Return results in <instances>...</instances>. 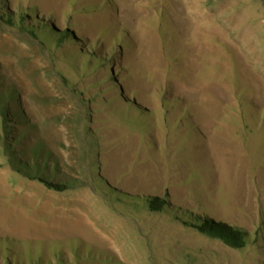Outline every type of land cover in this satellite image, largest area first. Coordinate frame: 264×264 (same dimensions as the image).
<instances>
[{"label":"rangeland","instance_id":"rangeland-1","mask_svg":"<svg viewBox=\"0 0 264 264\" xmlns=\"http://www.w3.org/2000/svg\"><path fill=\"white\" fill-rule=\"evenodd\" d=\"M7 14L0 241L20 246L3 241L0 264L40 247L68 264H264V0H0ZM34 149L66 191L17 172ZM193 214L250 241L230 248Z\"/></svg>","mask_w":264,"mask_h":264},{"label":"trees","instance_id":"trees-1","mask_svg":"<svg viewBox=\"0 0 264 264\" xmlns=\"http://www.w3.org/2000/svg\"><path fill=\"white\" fill-rule=\"evenodd\" d=\"M26 19H27L26 15H24L22 13L19 14V16H18V28H20L22 31L29 32L32 36H34L35 38L38 39V35L40 33H38L36 29H32L31 27H27L25 25ZM0 20L6 25H12L13 24L12 18L9 16V14H7L5 16L0 15ZM39 28L42 30L43 26H41ZM53 31L57 32L55 30H53ZM69 35H71V33L69 31L64 32V35L58 33V36L56 37V41L62 43L67 38H69ZM39 42L42 45L46 44L44 39H42V40L39 39ZM89 57L91 58V60L97 59L98 62H100V64L104 63L103 59L99 58L98 56L91 55ZM111 80L113 81V79H111ZM11 98H13V97L8 95L7 99L10 100ZM14 102L16 103V105H18L16 98L14 99ZM3 104H5V101L4 102L0 101V114L2 115V120L0 122V129L4 134L3 138L6 140V138L9 135V129H8L9 127L8 126L10 125V121H9V117L4 113ZM2 147L5 151L9 149L8 144L5 141H2ZM10 153L11 152H9V154ZM30 155L33 158L32 172H30L31 170H29V169L28 170L25 169L23 171V169L17 168L16 170L18 173H20L26 177H31V179L38 180L40 183H42L48 189H51V190H54L57 192H63V191H66L68 189L64 183H61V182L50 183L47 181V179L44 177V174H46V172H47L46 165L39 167V169H37L38 164H37L36 160L38 158L44 157L45 162L47 164L48 157H49V154L47 152L42 153V151H40L39 149L38 150L34 149ZM21 156H23V158L25 157V155H21ZM11 162H13V161H11ZM23 166L25 168H28L26 163L23 164ZM41 174H43V175H41ZM142 201H143L142 202L143 207H146V209H148L151 212H164L166 210V208L169 206L167 201L160 199L158 197H154V196L143 197ZM191 216L193 217V221H188V220L184 221L183 220V223L194 228L199 233L206 234L208 236L220 239L225 245H227L230 248L241 249V248L245 247L246 244L250 241L249 236L244 231L240 230L239 228H235L233 226L227 225L226 223H223L220 221H212V219H207V218L200 219L199 217H197L196 214H193ZM255 237L256 238L253 239L254 241L258 238V234H256ZM10 239L11 238H6V237L1 239L2 240V241H0V256L1 257H2V254L4 252L8 251L6 246H10V245L5 244L3 241H6V240H8L9 242L13 241L10 243H14L13 246L17 247L19 249V246H20L19 241H16L14 239L10 240ZM72 251H73V249H72ZM41 252H42V248L40 247L39 252L37 253V255H38L37 262L36 261L33 262L31 260L32 263H30V264H68L67 261L62 256L57 257L56 255H53V258L51 257V261L46 260L44 262L42 260V256H41L42 253ZM19 253H20V257H21V254H23V252L19 251ZM89 257H90V255H88L86 258H84V260L90 261ZM35 259H36V257H35ZM77 260H78V258L76 259L75 262H78Z\"/></svg>","mask_w":264,"mask_h":264}]
</instances>
